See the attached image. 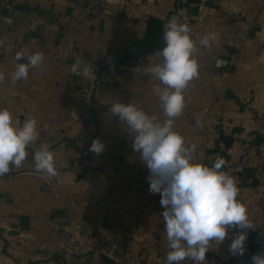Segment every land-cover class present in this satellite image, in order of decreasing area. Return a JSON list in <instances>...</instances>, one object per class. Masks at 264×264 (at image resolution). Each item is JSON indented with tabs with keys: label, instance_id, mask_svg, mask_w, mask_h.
Here are the masks:
<instances>
[{
	"label": "crops",
	"instance_id": "1",
	"mask_svg": "<svg viewBox=\"0 0 264 264\" xmlns=\"http://www.w3.org/2000/svg\"><path fill=\"white\" fill-rule=\"evenodd\" d=\"M174 17L187 20L198 47L205 34L218 33L217 43L197 53L199 75L185 89L175 130L196 144L194 155L204 164L216 153L225 165L245 155L248 163L246 175L235 176L254 225L246 252L231 255L230 230L221 245H211L204 264H252L264 228V0H0V107L20 124L35 118L40 132L22 166L0 176V264H111L67 257L69 219L127 264H166L161 196L149 192V170L132 148L134 133L110 111L119 100L165 118L153 91L159 81L144 71L160 57L155 52L135 66L112 68L91 104L81 96L90 79L71 67L80 59L94 71L107 57L135 53L151 18ZM17 52H42L45 61L27 80L12 83ZM94 139L105 145L99 155L89 151ZM40 140L55 153L56 177L35 171Z\"/></svg>",
	"mask_w": 264,
	"mask_h": 264
},
{
	"label": "clouds",
	"instance_id": "2",
	"mask_svg": "<svg viewBox=\"0 0 264 264\" xmlns=\"http://www.w3.org/2000/svg\"><path fill=\"white\" fill-rule=\"evenodd\" d=\"M6 23L11 20L5 18ZM185 19L171 18L163 24L164 46L156 53L159 61L151 63L144 71L159 81L154 94L160 101L163 120L150 115L132 103L113 100L110 111L126 124L131 133L132 148L140 153V160L147 166L149 192L160 194L164 234L168 242L166 264H204L211 245H221L230 230L229 252L232 256H243L248 229H254L245 205L238 199L239 188L235 177L223 171L225 161L216 158L206 165L194 155L196 144L190 146L184 136L174 128L175 119L185 107V89L199 75L197 53L200 47L210 48L218 42V33L205 34L197 42ZM4 41L0 40V47ZM15 70L10 73L12 83L27 80L30 69H39L45 61L42 52L26 54L17 52L13 58ZM26 62H20V61ZM136 70V69H135ZM74 75L85 79L94 76L91 63L80 59L72 65ZM5 74L0 73V81ZM74 115L77 116L75 112ZM78 117V116H77ZM38 121L28 116L18 123L13 112L0 107V176L10 171V166L19 168L28 156V147L40 137ZM197 125L203 122L197 118ZM34 152L35 171L46 177L58 175L55 153L47 140L39 141ZM105 145L94 139L89 151L97 155ZM252 264H264V253L251 257Z\"/></svg>",
	"mask_w": 264,
	"mask_h": 264
},
{
	"label": "built area",
	"instance_id": "3",
	"mask_svg": "<svg viewBox=\"0 0 264 264\" xmlns=\"http://www.w3.org/2000/svg\"><path fill=\"white\" fill-rule=\"evenodd\" d=\"M5 8L8 11H12V6L9 3H7ZM111 59L112 57H107L105 61L109 62ZM93 73L94 76L90 79L89 85L84 87L81 92L83 100L88 104H91L100 84L103 82L99 78L98 66L95 67ZM261 121L262 125L259 132L264 135V117H261ZM218 157L223 159L220 153H216L206 165L210 166ZM247 165V155H245L236 164L225 165L222 170L233 177H244L247 172ZM67 231L69 233V240L66 246L67 257L91 256L95 260H108L111 264H127L124 257L116 249L108 246L99 238L88 236L83 227L73 219L67 221ZM256 253H264V229L259 232Z\"/></svg>",
	"mask_w": 264,
	"mask_h": 264
},
{
	"label": "trees",
	"instance_id": "4",
	"mask_svg": "<svg viewBox=\"0 0 264 264\" xmlns=\"http://www.w3.org/2000/svg\"><path fill=\"white\" fill-rule=\"evenodd\" d=\"M168 20L170 19L158 20L155 18H151L148 21L144 38L141 40V42L135 45V53H123L121 55L112 56V59L109 62H106L105 60L102 61L98 66V74L100 80H106L108 78V73L115 66H135L140 62L142 57L146 56L147 54L155 53L159 49H162V47L164 46V42L162 40L163 24Z\"/></svg>",
	"mask_w": 264,
	"mask_h": 264
},
{
	"label": "water",
	"instance_id": "5",
	"mask_svg": "<svg viewBox=\"0 0 264 264\" xmlns=\"http://www.w3.org/2000/svg\"><path fill=\"white\" fill-rule=\"evenodd\" d=\"M220 64H222V65H223V64H224V61L222 60V61L220 62Z\"/></svg>",
	"mask_w": 264,
	"mask_h": 264
}]
</instances>
